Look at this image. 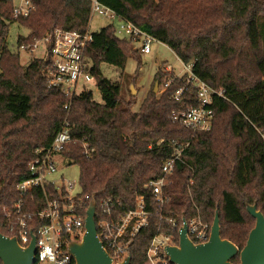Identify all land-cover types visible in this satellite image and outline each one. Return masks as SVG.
Returning a JSON list of instances; mask_svg holds the SVG:
<instances>
[{
  "label": "trees",
  "instance_id": "16d2710c",
  "mask_svg": "<svg viewBox=\"0 0 264 264\" xmlns=\"http://www.w3.org/2000/svg\"><path fill=\"white\" fill-rule=\"evenodd\" d=\"M29 1L31 13L16 18L14 0H0V232L14 236L3 206L18 197L16 186L29 177L35 150L49 147L67 120L73 140L65 154L68 165L81 168L83 193L95 194L97 202L112 198L118 202V214L135 207L137 194L155 208L149 181L162 175L164 161L173 156L174 141L179 146L189 143L183 157L194 170L177 167L166 189L171 196L168 214L174 212L182 223L198 207L212 226L219 211L222 237L243 249L256 223L248 204L257 203L264 213V0H99L167 44L184 63L192 64L201 80L225 89L224 98H215L214 124L208 131H193L172 118L175 110L199 104L190 86L181 101L174 99L187 83L186 74L168 73L174 80L158 96L155 83L161 85L167 75L160 69L139 111L133 110L134 96L126 100L122 86L101 69L103 63L123 69L130 55L139 59L142 54L116 35L114 25L93 32L86 50L103 102L95 101L94 91L87 90L66 110L67 99L48 84L50 54L24 66L7 45L10 23L20 22L30 30L20 37L19 47L26 44L31 49L55 28L88 31L92 2ZM227 36L238 44L223 56L221 41ZM84 142L94 149L91 155L85 154ZM194 173L195 181L189 185ZM30 206L37 210L41 205ZM100 219L99 212L96 221ZM160 225L158 217L151 216L149 227L132 242L131 264H147L146 252ZM232 261L239 263V256Z\"/></svg>",
  "mask_w": 264,
  "mask_h": 264
},
{
  "label": "built area",
  "instance_id": "2783aa9c",
  "mask_svg": "<svg viewBox=\"0 0 264 264\" xmlns=\"http://www.w3.org/2000/svg\"><path fill=\"white\" fill-rule=\"evenodd\" d=\"M92 14L119 19L120 28H116V35L131 43H138L135 49L142 53L152 52L154 38L150 33L142 30L132 22L119 16L112 8L102 4L99 0H91ZM29 0H20L15 3L14 16H28L33 10ZM93 40V32L85 33L55 28L49 31L33 48L26 44L20 49L34 52L40 41L46 43L47 55L50 54L52 66L48 70V84L58 88L67 99L64 108L70 110L73 99L82 92L92 90V85L99 90V84L92 69L93 63L86 55V50ZM46 55V56H47ZM189 71L187 83L178 89L175 100H182L187 86L195 90L198 106L175 110L172 118L193 131L211 130L214 124L216 97H225V89H217L201 80L192 72V64H187ZM164 82L159 85L163 93L173 82L174 77L168 73L173 69L168 66ZM178 76V75H177ZM70 126L65 124L54 137L49 147L37 148L36 157L29 165V177L22 180L17 186L18 197L9 205L3 206V214L7 227L15 231L14 236L23 247L29 246L32 236H36L35 264H76L74 256L69 252L71 241H81L86 232V216L92 197L84 194L81 183L67 180L60 172L59 165L67 164L66 152L72 143ZM189 143L179 146L177 141L172 143L173 156L166 159L162 166V175L149 181L153 193L155 208H149L144 195H136V205L123 214L115 212L118 202L112 198H101L97 202V214L101 219L96 221L98 237L104 248L111 255L113 262H122L131 255L130 249L133 240L151 222V216L156 215L161 221L151 243L147 249V264H168L171 262L167 247L179 245L181 227L179 216L174 212L168 214L167 205L171 196L167 187L172 183V176L179 165L194 168L184 159L183 154ZM86 155H91L87 142L83 143ZM195 181V173L189 185ZM80 188V191L77 189ZM30 199V200H29ZM37 203L39 209L34 210L31 204ZM197 207V206H196ZM96 214V216H97ZM184 219V218H183ZM186 219V218H185ZM188 236L195 243H205L209 240L211 226L203 220L198 207L197 213L186 219ZM166 225L168 229H164ZM172 263V262H171Z\"/></svg>",
  "mask_w": 264,
  "mask_h": 264
},
{
  "label": "water",
  "instance_id": "95a60500",
  "mask_svg": "<svg viewBox=\"0 0 264 264\" xmlns=\"http://www.w3.org/2000/svg\"><path fill=\"white\" fill-rule=\"evenodd\" d=\"M160 83L156 81L154 92ZM136 93L134 85L131 87ZM97 200L94 194L87 210L86 232L81 241H71L69 252L74 256L76 264H131L129 255L122 262L114 263L111 255L104 248L98 237L96 214ZM248 212L256 219L246 245L240 249L229 239L222 237L220 213L216 212L211 226L210 238L205 243H195L187 233V222L181 227L179 245L167 247L170 260L174 264H264V213L258 209L257 203L248 204ZM239 256L240 262L233 258ZM0 259L3 264H35L36 236L27 247H23L16 236H7L0 232Z\"/></svg>",
  "mask_w": 264,
  "mask_h": 264
},
{
  "label": "rangeland",
  "instance_id": "374dc122",
  "mask_svg": "<svg viewBox=\"0 0 264 264\" xmlns=\"http://www.w3.org/2000/svg\"><path fill=\"white\" fill-rule=\"evenodd\" d=\"M19 1L20 0H14L15 3H18ZM108 25H114L115 28L119 29L121 22L116 18L104 16L99 13H93L89 30L91 32H98L103 27H106ZM29 34L30 30L27 27L23 26L20 22L14 21L10 23L7 45L14 53H18L20 55V60L24 66L28 64L29 60L33 59L34 57L45 58L47 55L45 49L46 43L44 41H40L38 43V47L34 52L19 48L20 37H26ZM131 44L133 48L135 45H139L138 43ZM237 44V39L228 36L224 37L221 41V55L225 56L234 51ZM139 61L141 62L140 69L138 67ZM168 66H170L173 69V72L179 76H183L187 71H189L187 64L184 63L167 44L156 39L152 43L151 53H142L139 59H137L133 55H130L128 57L126 66L123 69L107 63H103L101 69L107 78L111 79L114 82H118L122 86V94L126 100L134 96L136 103L132 108L137 112L139 111L140 106L147 93L154 87V80L158 71L160 69L164 71V69H166ZM132 85H134V88L136 90L135 94L133 93V89L131 88ZM92 90L94 91L95 101L102 103L103 99L100 90L93 85ZM156 94L158 96L162 94L160 87H158ZM59 169L60 172L57 174L58 176L63 175L65 179L75 180L77 183H79L81 177V168L79 165L61 164L59 165ZM77 189L78 191H80V188H78V186Z\"/></svg>",
  "mask_w": 264,
  "mask_h": 264
},
{
  "label": "crops",
  "instance_id": "0c3cea01",
  "mask_svg": "<svg viewBox=\"0 0 264 264\" xmlns=\"http://www.w3.org/2000/svg\"><path fill=\"white\" fill-rule=\"evenodd\" d=\"M34 58H39V57H34ZM40 58H41V57H40ZM31 60H32V59H31ZM31 60H29V63H30ZM21 63H22V62H21ZM29 63H28V64H29ZM28 64H26V65H28ZM178 76H179V75H178Z\"/></svg>",
  "mask_w": 264,
  "mask_h": 264
}]
</instances>
